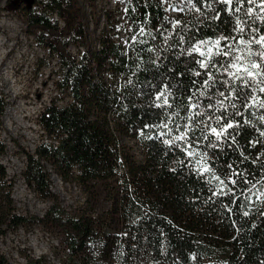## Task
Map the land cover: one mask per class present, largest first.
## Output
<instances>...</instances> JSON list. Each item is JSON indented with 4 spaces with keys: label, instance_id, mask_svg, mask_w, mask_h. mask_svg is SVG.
I'll return each instance as SVG.
<instances>
[{
    "label": "trees",
    "instance_id": "1",
    "mask_svg": "<svg viewBox=\"0 0 264 264\" xmlns=\"http://www.w3.org/2000/svg\"><path fill=\"white\" fill-rule=\"evenodd\" d=\"M30 2L57 77L22 177L50 204L36 218L5 201L0 236L55 231L58 264H264V0H118L98 34L84 0Z\"/></svg>",
    "mask_w": 264,
    "mask_h": 264
},
{
    "label": "rangeland",
    "instance_id": "2",
    "mask_svg": "<svg viewBox=\"0 0 264 264\" xmlns=\"http://www.w3.org/2000/svg\"><path fill=\"white\" fill-rule=\"evenodd\" d=\"M30 1L0 0V38L5 41L4 49L0 51L3 57L0 96L5 103L0 117V147H4L0 156V207L10 200L9 208L16 214L41 218L50 202L26 185L22 172L25 154L33 153L46 138L38 117L54 99L53 81L57 74L55 59L25 32L23 10L31 5ZM117 2L84 0L88 18L93 16L91 28L97 29V34L103 22L102 12L114 10ZM51 19L54 20L53 15ZM71 51L74 52V48ZM62 103L56 101L58 105ZM50 181V192L63 208L79 205L82 198L76 188L63 184L54 174ZM0 253L12 264H29L38 257H44L50 264H58L64 257V248L57 232L34 224L8 230L0 236Z\"/></svg>",
    "mask_w": 264,
    "mask_h": 264
},
{
    "label": "bare ground",
    "instance_id": "3",
    "mask_svg": "<svg viewBox=\"0 0 264 264\" xmlns=\"http://www.w3.org/2000/svg\"><path fill=\"white\" fill-rule=\"evenodd\" d=\"M5 27L7 26L5 25ZM4 46H5V41L3 38H0V51L4 49ZM2 61H3L2 52H0V63H2Z\"/></svg>",
    "mask_w": 264,
    "mask_h": 264
},
{
    "label": "built area",
    "instance_id": "4",
    "mask_svg": "<svg viewBox=\"0 0 264 264\" xmlns=\"http://www.w3.org/2000/svg\"><path fill=\"white\" fill-rule=\"evenodd\" d=\"M53 17H54V20H52V19H51V20H52V21H56L58 27H62V26H63V22H62V20L59 19L56 15H53ZM79 50H80V48H79ZM74 52H75V50H74Z\"/></svg>",
    "mask_w": 264,
    "mask_h": 264
},
{
    "label": "snow or ice",
    "instance_id": "5",
    "mask_svg": "<svg viewBox=\"0 0 264 264\" xmlns=\"http://www.w3.org/2000/svg\"><path fill=\"white\" fill-rule=\"evenodd\" d=\"M216 43L218 44L219 41H217ZM254 67H256V65H254ZM250 75H251V73H250ZM229 127H231V125H229ZM213 131H215V130H213ZM221 183H223V181H221Z\"/></svg>",
    "mask_w": 264,
    "mask_h": 264
}]
</instances>
